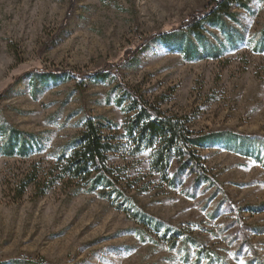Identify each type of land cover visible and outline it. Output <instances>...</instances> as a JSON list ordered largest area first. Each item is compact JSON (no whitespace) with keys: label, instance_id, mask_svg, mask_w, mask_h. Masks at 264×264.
Segmentation results:
<instances>
[{"label":"rangeland","instance_id":"374dc122","mask_svg":"<svg viewBox=\"0 0 264 264\" xmlns=\"http://www.w3.org/2000/svg\"><path fill=\"white\" fill-rule=\"evenodd\" d=\"M208 2L0 0V125L40 145L27 159L0 156V264H196L193 246L172 247L97 192L57 185L38 197L29 187L13 200L35 164L45 168L54 154L69 152L87 116L116 131L119 148L108 163L144 212L190 231L230 264H247L251 250L264 260L261 163L209 145L198 154L214 185L196 184L189 171L170 185L152 168L153 150L133 155L123 137L128 99L118 78L163 111L187 117L194 131L264 138V1L233 6L231 17L206 21L199 36L179 32ZM187 41L197 47L192 57L178 50ZM100 69L105 79L91 77ZM58 71L79 77L39 75ZM177 167L174 159L170 176Z\"/></svg>","mask_w":264,"mask_h":264},{"label":"trees","instance_id":"16d2710c","mask_svg":"<svg viewBox=\"0 0 264 264\" xmlns=\"http://www.w3.org/2000/svg\"><path fill=\"white\" fill-rule=\"evenodd\" d=\"M248 1L209 0L204 11L193 13L179 24V32L190 30L199 36L206 21L215 24L224 16L231 17L233 6L246 7ZM170 34L173 33L165 32L162 35L168 38ZM144 49L142 48L141 51ZM178 50L187 57L197 54L196 45L190 41L181 44ZM130 54L127 59H132L135 53ZM63 74L79 77V74L64 71L44 72L39 75L41 78L58 79ZM90 75L101 80L105 79L108 74L105 69H100ZM118 83L128 99L126 107L128 116L124 125L123 137L128 140L133 155L145 150H153L152 168L168 184L176 185L183 174L189 171L196 175V184L214 185V176L209 173L198 154V149L214 144L228 151L255 158L264 167V138L234 131L209 133L194 131L189 126L187 117L169 114L158 105L147 101L140 92L123 84L119 78ZM121 103L122 101H119V104ZM117 140L116 131L110 123L87 116L83 121L82 132L70 143L69 152L62 151L54 154L51 163L45 168L42 166L38 168L35 164L34 169L16 183L13 200L21 199L29 187L34 188L38 197L46 195L57 185L76 187V192L81 190L97 192L118 210L126 213L136 224L159 234L172 247L179 243L184 249L193 246L196 249V264L202 259L206 260L205 264H230L223 254L206 246L190 231L152 216L138 206L134 197L127 193L126 188L119 181L121 177L119 170L112 168L108 163L109 155L119 148ZM37 151H40V145L34 135L8 124L0 125V156L27 159ZM174 159L178 167L176 172L170 176L169 169ZM245 211L259 212L260 209L249 206ZM252 229H255L258 234L261 231L259 228ZM138 231L141 233L140 230ZM138 235L141 236V234ZM247 264H264V260L256 251L251 250Z\"/></svg>","mask_w":264,"mask_h":264}]
</instances>
